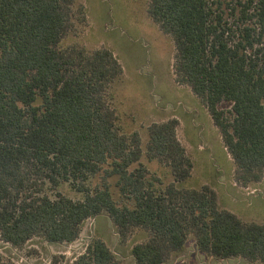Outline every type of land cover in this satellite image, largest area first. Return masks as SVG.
<instances>
[{
  "label": "trees",
  "instance_id": "trees-1",
  "mask_svg": "<svg viewBox=\"0 0 264 264\" xmlns=\"http://www.w3.org/2000/svg\"><path fill=\"white\" fill-rule=\"evenodd\" d=\"M147 15L171 38L174 81L206 106L234 180L258 181L264 0H149ZM85 20L76 0H0V240L70 243L85 219L105 212L121 242L143 233L130 248L133 264L165 263L190 235L207 257L264 264V223L220 207L208 185H182L192 162L175 118L147 125L143 144L120 124L111 93L118 59L105 47L62 42ZM62 183L81 196L65 195ZM70 264L121 263L92 237Z\"/></svg>",
  "mask_w": 264,
  "mask_h": 264
},
{
  "label": "rangeland",
  "instance_id": "rangeland-1",
  "mask_svg": "<svg viewBox=\"0 0 264 264\" xmlns=\"http://www.w3.org/2000/svg\"><path fill=\"white\" fill-rule=\"evenodd\" d=\"M148 2L149 0H76L77 4L84 7L86 20L84 25L77 26L76 33L68 34L62 41L64 44L78 42L89 48L105 47L113 52L122 66V75L111 87L112 104L122 118L120 124L127 132L138 130L142 144L145 140V127L152 122L163 120L161 117L165 113L162 97L171 94L174 90L171 85L167 83L165 85L164 82L171 78L173 84L176 85L172 69L174 53L172 40L168 35L162 33L147 15ZM149 73L150 75H148ZM175 94L177 96V93ZM156 95L159 96V101L154 104V113L142 118L148 112L145 105L149 107V103L157 100ZM222 106L226 107V104H222ZM205 126L206 129H200L197 138V141L203 146L208 141L211 142L210 136H212L207 123ZM175 134L182 141V144L186 145V139L181 129L175 131ZM216 137L220 138L218 131H216ZM190 147L191 145L188 150L189 155L191 154ZM225 154L229 163H223L216 149L210 158H207L204 152L194 153L192 157L194 161H191L195 162L198 169H191L192 173L182 185L197 188L208 180L209 185L211 183L215 185L214 179L217 178L215 169L219 167L222 170L225 169L224 178L233 184L235 181L233 163L230 156ZM147 164L151 171L160 172V175H162L161 173L167 175L168 170L163 165L159 166L154 162ZM235 183L237 187L242 186L236 181ZM260 185L263 188L264 172L258 181L248 184L250 188L246 191L255 186L258 188ZM59 190L74 199L81 196L67 183H62ZM223 195L227 196L222 199L219 196V200L217 198L220 207L223 208V205L226 204L224 201H227L230 206L240 210L241 213L249 214L255 221L264 220V204L259 200L252 199L249 203L246 201L236 202L230 197L229 191ZM92 237L103 239L121 264H133V257L130 252L131 245L142 240L144 235L142 232L134 230L125 242H121L110 217L102 212L85 219L81 224L79 237L70 243H50L40 236H34L22 247H13L0 240V263L48 264L50 262L52 264H70L84 250ZM163 264L262 263H251L242 258L215 259L207 257L199 252L194 238L190 235L184 248L173 253L169 260Z\"/></svg>",
  "mask_w": 264,
  "mask_h": 264
},
{
  "label": "crops",
  "instance_id": "crops-1",
  "mask_svg": "<svg viewBox=\"0 0 264 264\" xmlns=\"http://www.w3.org/2000/svg\"><path fill=\"white\" fill-rule=\"evenodd\" d=\"M148 75H150V73ZM166 83L168 85H171L173 87L172 89H174V90H172L171 94H167L166 96L162 97V103H163L165 114L162 115L161 118H163V120H166L168 118H175L177 120V125H176L175 131L181 129V131L184 133V136L186 139V145L182 144V141H180L178 139L177 135H176V137L179 140V142L181 143V145L184 147V150H185L186 154L189 156L190 160L194 161V159L192 158L194 153H203V152L207 158H210V155H213L214 149H216L218 151V154L222 158L223 163L224 162L229 163L228 158H226V154H225V153H227V155H229V153L226 151L224 145L221 146V143H222L221 136L219 139L216 137V131H218V129L214 125V123H213V121H212V119H211V117H210V115L206 109V106L203 104V102L200 100V98L197 97L195 94H193L188 86L180 85V84H177L176 82H175L176 85H174L173 82L171 81V78H168L167 82H164L165 85H166ZM182 87H184V88H182ZM175 93H177V96ZM156 97L158 99L155 101H152L153 103L152 102L149 103L148 104V105H150L149 107H147V105H145L146 108L148 109L146 111H148V112H147V115L143 116L142 118H146V117L150 116L152 113H154V109H153L154 104H156L159 101V96L156 95ZM143 108H145V107H143ZM142 118H141V120H142ZM163 120H161V121H163ZM206 123H207V127L209 128L211 135H212V136H210V140L212 143L210 141H208V143H206V145L203 146L202 144H200L199 141H197V138H198V135L200 133L199 132L200 129H202V130L206 129V126H205ZM202 130H201V132H202ZM218 134L220 135L219 131H218ZM190 145H191V147H190L191 154L189 155L188 150H189ZM211 147H212V149H211ZM230 158H231V156H230ZM231 161H232V158H231ZM232 163H233V161H232ZM233 167H234V164H233ZM193 168L198 169L195 162H192V168L191 169L193 170ZM224 168H225V164H224ZM192 170H191L190 174L192 173ZM233 170H234V168H233ZM215 172L217 174V178L214 179L215 185H213L212 183H211V185H209V180L206 181L202 185L210 186L216 192L218 200H219V196L221 197V199L223 197H226L227 196L226 191H229L230 197L232 198L233 201H236V202H238V201H241V202L244 201L245 202L246 201L247 203H249L252 199H257L262 204H264V186H263V188L261 187L262 185H260L258 188L255 186L252 189L246 191V189L250 188L248 185L237 187L235 181L233 182V184H231L230 182H228L226 180V178H224L225 169L222 170L219 167V168L215 169ZM198 173H200L199 170H198ZM222 191H224V192H222ZM223 193H225L226 196H224ZM224 202L228 205L224 204L223 208H226V209L230 210L231 212L235 213L242 220L252 221V222H257V223H264V220L263 221H255L252 217H250L249 214H246L244 212L241 213L240 210L235 209L234 207L230 206L229 202H227V201H224Z\"/></svg>",
  "mask_w": 264,
  "mask_h": 264
}]
</instances>
